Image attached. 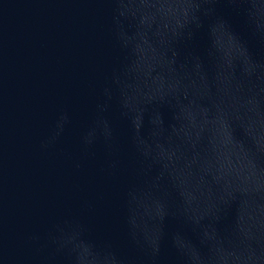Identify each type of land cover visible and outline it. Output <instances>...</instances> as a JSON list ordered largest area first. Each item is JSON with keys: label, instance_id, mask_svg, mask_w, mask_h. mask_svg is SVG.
Returning <instances> with one entry per match:
<instances>
[{"label": "water", "instance_id": "1", "mask_svg": "<svg viewBox=\"0 0 264 264\" xmlns=\"http://www.w3.org/2000/svg\"><path fill=\"white\" fill-rule=\"evenodd\" d=\"M0 264H264V0H0Z\"/></svg>", "mask_w": 264, "mask_h": 264}]
</instances>
